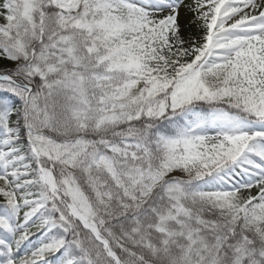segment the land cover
Masks as SVG:
<instances>
[{"label": "snow or ice", "instance_id": "obj_1", "mask_svg": "<svg viewBox=\"0 0 264 264\" xmlns=\"http://www.w3.org/2000/svg\"><path fill=\"white\" fill-rule=\"evenodd\" d=\"M0 264H264V0H0Z\"/></svg>", "mask_w": 264, "mask_h": 264}, {"label": "rangeland", "instance_id": "obj_2", "mask_svg": "<svg viewBox=\"0 0 264 264\" xmlns=\"http://www.w3.org/2000/svg\"><path fill=\"white\" fill-rule=\"evenodd\" d=\"M185 23H186V21H185Z\"/></svg>", "mask_w": 264, "mask_h": 264}]
</instances>
